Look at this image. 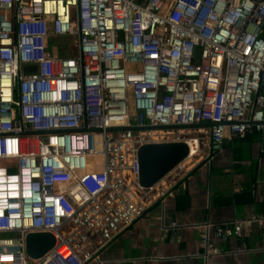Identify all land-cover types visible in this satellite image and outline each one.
<instances>
[{"label": "built area", "instance_id": "built-area-1", "mask_svg": "<svg viewBox=\"0 0 264 264\" xmlns=\"http://www.w3.org/2000/svg\"><path fill=\"white\" fill-rule=\"evenodd\" d=\"M255 133L264 0H0V264L95 260L166 189L141 186L142 145H188L174 187ZM255 223L197 225L205 259ZM41 233L55 245L34 259Z\"/></svg>", "mask_w": 264, "mask_h": 264}, {"label": "crops", "instance_id": "crops-1", "mask_svg": "<svg viewBox=\"0 0 264 264\" xmlns=\"http://www.w3.org/2000/svg\"><path fill=\"white\" fill-rule=\"evenodd\" d=\"M200 162L87 264H264V136L226 139L220 152ZM179 195L186 196L180 208ZM253 216L263 223L217 240L221 254L205 259L197 225Z\"/></svg>", "mask_w": 264, "mask_h": 264}, {"label": "water", "instance_id": "water-1", "mask_svg": "<svg viewBox=\"0 0 264 264\" xmlns=\"http://www.w3.org/2000/svg\"><path fill=\"white\" fill-rule=\"evenodd\" d=\"M188 156L189 147L184 142L142 145L138 152L141 186L150 188L158 184ZM54 245L55 237L49 233L28 234L26 237L27 254L34 259L42 257Z\"/></svg>", "mask_w": 264, "mask_h": 264}, {"label": "rangeland", "instance_id": "rangeland-1", "mask_svg": "<svg viewBox=\"0 0 264 264\" xmlns=\"http://www.w3.org/2000/svg\"><path fill=\"white\" fill-rule=\"evenodd\" d=\"M67 42V41H66ZM202 161V159H199L198 162ZM196 162V163H198ZM195 163V164H196ZM201 163V162H200ZM199 164V163H198ZM197 164V165H198ZM171 184V177L170 178H167V176L161 181V186H166V185H170Z\"/></svg>", "mask_w": 264, "mask_h": 264}, {"label": "trees", "instance_id": "trees-1", "mask_svg": "<svg viewBox=\"0 0 264 264\" xmlns=\"http://www.w3.org/2000/svg\"><path fill=\"white\" fill-rule=\"evenodd\" d=\"M255 134H258V133H255ZM260 135V134H259ZM249 136V135H248ZM247 137V136H246ZM245 137V138H246ZM245 138H243V139H245ZM186 199V196H182V195H179V196H177L176 197V200H177V205H178V207L180 208L181 206V202L182 201H184Z\"/></svg>", "mask_w": 264, "mask_h": 264}, {"label": "bare ground", "instance_id": "bare-ground-1", "mask_svg": "<svg viewBox=\"0 0 264 264\" xmlns=\"http://www.w3.org/2000/svg\"><path fill=\"white\" fill-rule=\"evenodd\" d=\"M188 162L191 164L193 162V160H188ZM189 170V169H188Z\"/></svg>", "mask_w": 264, "mask_h": 264}]
</instances>
